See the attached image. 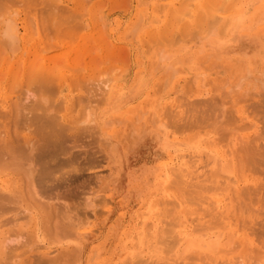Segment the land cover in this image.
Instances as JSON below:
<instances>
[{
  "label": "rangeland",
  "instance_id": "374dc122",
  "mask_svg": "<svg viewBox=\"0 0 264 264\" xmlns=\"http://www.w3.org/2000/svg\"><path fill=\"white\" fill-rule=\"evenodd\" d=\"M13 1L4 3L0 0V21L10 15L15 17L19 28L16 48L5 46L0 34V113L10 108L9 112L7 110L9 115L6 113L8 117L0 115V129L4 132L11 128L10 132L15 134L16 129L23 128L22 132L18 129L21 135L14 137L15 145L11 146L14 151L9 154L13 155V163H16L18 149H25H19V155L24 153L21 157L18 156L21 159L17 160L21 163L20 167H14L13 163L11 167L1 166L0 169L5 167L8 175L6 170L5 173L2 172L3 169L0 171L4 173L0 174V191L15 198L9 205L11 210L3 213V217H17V222L24 227H12L18 228L17 232L19 229H24L22 232H25V229L32 228L35 237L30 239L31 242L24 238L9 241L14 246L9 254L15 256L11 264H31L30 254L34 258L37 253L47 251L48 261L44 264H140V257L146 258L142 264L200 263L201 260L196 259L193 252L191 254L188 251L189 257L187 250L183 251L184 254L180 252L179 241L176 246H164V243L171 242L169 240L174 234L167 230L164 232V227L167 225L171 228L167 219L174 220L170 215L174 216L172 213L176 212L172 211L166 217L163 211L172 208L173 204L170 202L183 197L182 187H189L183 183H175L177 164L189 154L195 153L194 159L197 161L194 168H200L196 170L198 173L203 172V167L205 172L212 169L214 160L209 155L211 151L226 140L235 138L237 129L234 127L247 121L227 122L225 111L231 110L239 118L238 110L242 108V117H246L245 114L248 113L249 117H258L259 126L262 124L264 111L260 109V105L259 108L253 105L262 102L260 99L264 100V85L260 86L259 81L264 78V0H242V8L239 7L244 20L242 29L220 34L213 32L208 36L197 32L196 35L199 36L196 37L191 36L193 33L189 35L184 32L194 26V20L192 16H182V13L188 7L186 4L195 6L203 0H172V5L168 4L170 0H60L59 3L68 6V9L64 6L66 11L58 12L62 15L59 23L56 18L45 16L46 9H49L46 7L50 6L49 0H33L30 3L24 0L22 3L21 0H15L17 3ZM211 3L215 5L217 0H211ZM23 24L30 30L25 38L31 36L32 39L24 41L22 35L26 30ZM82 36L84 46H81ZM38 39L39 43L36 44ZM33 47L40 49L38 54ZM43 55H52V59ZM11 64L12 69L13 66L15 68L12 74L9 73L12 70ZM45 65L50 68H47L48 72ZM57 70H61V74ZM50 71H57L56 74L61 77L55 81ZM35 75L50 77L52 91L46 96L51 98H46L47 102L44 104L48 108L55 107L56 110L51 109L59 117L58 121L68 126L61 136L63 149L55 155L52 153V158H38L42 154L39 152L40 145L34 143L35 139H32L33 142L28 139L35 134L32 129L36 125L33 127V119L24 120L22 115L25 112V115L31 116L33 110L29 109L33 107V100L43 90ZM240 80V85L228 92L232 83ZM218 94L221 98H218ZM15 99L17 103L12 104ZM208 99H221L217 103L218 111H212L215 105L212 103L211 106ZM20 100L23 101L17 105ZM196 104L197 108L193 106ZM260 104L264 106V103ZM88 106L92 108L96 118L100 117V123L99 127L94 126L87 131L84 127L86 123H82ZM231 108H235L236 112ZM249 108L257 110L251 111ZM258 109L261 110L260 113ZM203 110L213 114L190 124V120L201 112L204 113ZM13 128H16L15 131ZM35 129L37 127L33 130ZM222 129H229L232 134L229 130L228 135L227 132L221 134ZM221 137L225 140L220 139ZM25 140L29 142L23 143ZM36 153L38 156H35ZM36 157L39 161H48L49 158V166L52 165L49 170L54 169L48 172L52 174L51 177L48 174L43 180H37L34 173L31 174L33 177L25 175L28 168L31 170L41 163ZM10 172L13 174H9ZM32 188L38 191V196ZM165 201L169 203L165 204ZM27 202L29 203L26 204ZM56 204L59 208L55 209V206L58 207ZM203 205L206 206V203ZM192 206L189 204L187 208L190 210L192 207L196 215L193 211L185 213L190 215L187 218L194 216V221L191 219L193 222L187 219L190 220V226L196 223L195 217L201 213L195 209L198 204ZM54 209L55 216L52 214ZM205 215L210 216L207 213ZM207 216L203 219L208 218ZM56 218H66L65 221L72 218L71 224L74 223L75 226H72L71 232L62 231L60 227L57 228L60 222L54 226ZM154 220L159 224L149 229ZM176 228L177 226L175 234L178 237L179 228ZM14 229L8 230L12 232ZM15 232L14 230L13 233ZM214 232L215 230L212 234ZM164 235H169V240H163ZM20 240L33 243L32 247L36 249L30 251L22 247L24 243H18ZM37 246L42 248L38 249ZM73 246L77 247L76 252L72 251ZM154 246L159 251L162 249L161 253L153 252ZM63 251L66 254H76L66 260ZM237 253L239 254L235 252L229 256H236ZM17 254L20 255L17 257ZM41 256L47 255L45 253Z\"/></svg>",
  "mask_w": 264,
  "mask_h": 264
},
{
  "label": "bare ground",
  "instance_id": "6f19581e",
  "mask_svg": "<svg viewBox=\"0 0 264 264\" xmlns=\"http://www.w3.org/2000/svg\"><path fill=\"white\" fill-rule=\"evenodd\" d=\"M12 1L13 0H3L4 3L5 2L12 3ZM25 1L30 3L33 0H24V2ZM59 1L60 0H49L48 2H50V6H52V7L51 8H50V6L46 7L49 9H46L47 13L45 15V16H51L52 19L56 18L58 20L57 21L58 23L60 22L59 21L60 18H62L61 17L62 15L59 13L63 12V10H65L64 8L66 7L65 5L62 6V4L59 3ZM7 3L5 4V6L7 5ZM15 3H17V2L15 1ZM21 3H22V0H21ZM241 3H242V0H217V3L215 5H212L211 0H203V2L201 4L199 3V5L194 4L195 6H192L189 3L186 4L185 6H188V7L184 8V14L182 13V16L183 15L192 16L193 20H194L193 21L194 26L190 29L185 30L184 32L189 34V35L193 33L194 35H191V36L196 37V36H199V35H196L197 32H199V33L203 32V34H204L203 36H208L213 32L216 34L217 33L220 34V33H223L225 31L234 32L238 29H242L244 27L243 26L244 20H243V13L239 11L242 8ZM168 4L172 5L173 1L170 0L168 2ZM191 4H193V3H191ZM9 5H12V4H9ZM47 5H49V3ZM239 7H240V9H239ZM3 9L5 10L6 7H3ZM66 9H68V6L66 7ZM30 11H31V9H30ZM30 11H28V12H30ZM26 13H27V11H26ZM168 16H170V15H168ZM0 19H2V15H1ZM52 19H50V20H52ZM52 21H54V20H52ZM1 23H3V24H2V27H0V34H1L2 41L4 42V44H6L5 46H9L10 48H16V45H17V42L19 39V28H18L17 22L15 21V17H12L9 15V18L6 17L2 21H0V24ZM54 24H57V23H54ZM68 25H70V24H68ZM71 26H72V24H71ZM24 28H25V25H24ZM25 30L26 31H24V33L22 35L24 41H27V39L28 40L32 39L33 37H31V36L27 37V39L25 38L26 34L30 33V30H28L26 28H25ZM57 30H58V28H57ZM71 30H73V29H71ZM33 32L35 33V31H33ZM71 32L72 31H70V34H71ZM70 34H69V36H70ZM81 38H82L81 46H84V42H85L84 37L82 36ZM39 39L41 40L40 37H39ZM39 39L36 40V44L39 43L38 42ZM54 39H55V37H54ZM33 43H34V46L37 47L35 44V40H33ZM30 45L32 47V43ZM35 47H33V48H35ZM2 50H3V47H2ZM34 50H36L35 53L38 54L40 49L38 50V48H35ZM27 54H28V52H27ZM47 56L48 55H46L44 57L47 58ZM51 57H52V55H51ZM51 57L48 56V58H51ZM71 58H72V60L74 59L73 55ZM27 59L29 60L30 58L28 57ZM27 59H26V62L28 61ZM72 62H74V61H72ZM12 64L10 65V67L12 66ZM46 65H48V64H46ZM69 66H71V65H69ZM47 68H49V67L46 66V72H48ZM11 69H12V67H11ZM13 69H15L14 66H13ZM13 69L9 73H11L13 71ZM57 71L59 74H61V72H60L61 70H57ZM57 71H56V73H57ZM50 73H51V71H50ZM56 73H51V75L54 76L55 81H57L56 79H58V77H61L59 74L57 75ZM47 74H49V73H47ZM55 74L57 75V78L55 77L56 76ZM35 77H36V81H38L40 88H42L43 90L40 91L39 97L37 99L35 98L36 100L35 99L33 100V107L29 106L30 109L28 108L30 111L33 110V113L31 112V116L25 115L24 114L25 112H23L22 115L24 116V120L33 119L32 125H33V127L36 125L35 127H37L38 131L36 132L37 129L33 130L35 127L34 128L32 127L33 128L32 131L35 132V134L38 136L33 134L36 137L32 135L33 137L31 136V138H28V139H30L31 142H33V140L35 139L34 143L35 144L37 143L38 144V145L36 144L37 146L40 145L39 146V148H40L39 152L42 153V154H40V156L38 158H44L46 156L50 157V155L52 153L55 155L56 153H58V151H62L63 142H62L61 136H63V130L65 128H67L68 126L62 125V123L60 121H58L59 117L57 116V114L55 115L54 111L52 112V109H51V108H53V110H56V109H54L55 107H49L48 108L44 104V102L46 101V98H48L47 100H50V98H51V97L49 98L46 96V95H48V92L50 93L52 91L51 90L52 85L50 84V82L52 83V81H50L51 79L49 80L50 77L48 78V77L44 76L45 77L44 78V77L36 76V75H35ZM259 81L261 82L260 86L264 85V78H262V79L260 78ZM240 83H241V80L236 81L235 83H232V86H230L228 88V92L233 90V88H236L237 86H239ZM222 86H223V84H222ZM222 86H220V87H222ZM262 90H264V88H262ZM27 91H29V90L27 89ZM251 94H253V93H251ZM257 94H259V93H257ZM218 95H219L218 98H221V95L220 94H218ZM248 95L250 96V93ZM3 97H5V96H3ZM8 97H10V96H8ZM13 97H10V98H13ZM238 97H240V96H238ZM256 97H257V95H256ZM258 97H259V95H258ZM218 98H216V99H218ZM4 99L2 98V100H4ZM22 99H25V97L24 98L22 97ZM213 99H208L210 101L207 100V102L208 103L210 102L211 106H213V104H214L215 106H214V109L212 111H216L217 110L216 109L217 103H219L218 101H220L221 99L218 101L217 100L212 101ZM260 100L262 101V102L259 101L260 103H264V100H262V99H260ZM5 101H6V99H5ZM8 101H10V100H8ZM21 101H23V100H20V103H18L17 105L21 104ZM196 101H198V100H196ZM13 103H17L16 99L14 102H12V104ZM234 103H235V101L233 102V104ZM260 103H258V105L256 103V105H253V107H257V108L260 107V109L262 111H264V109H262V108H264V106H262V104H260ZM49 104H51V103L49 102ZM179 104H182V103H179ZM236 104H237V102H236ZM252 104H254V103H252ZM25 106H26V104H25ZM47 106H48V104H47ZM49 106H51V105H49ZM52 106H53V102H52ZM193 106L196 107L197 104L193 105ZM200 106L202 108V105H200ZM204 106H206V105H204ZM191 107H192V105H191ZM232 107H234V106H232ZM18 108H19V106H18ZM58 108H59V106H58ZM250 108H252V107L250 106ZM257 108H254L252 110L250 109V110L251 111L257 110ZM22 109H23V107H22ZM231 109L235 110V108H231ZM260 109H258V111ZM7 110L9 112L10 108ZM7 110L4 112H1L0 115L1 116L5 115V117H8L7 115H9V114L7 113ZM48 110L52 113L48 112ZM203 111H204V113L201 112V114L198 115L199 117L196 116L194 119L190 120L189 123L191 124V122L193 123L194 121H196V122L200 121V118H207V117L209 118V117H211L210 115L213 114V113H211V114L205 113L206 110H203ZM230 111H228V112L225 111V115L223 114L225 116L226 120H228L227 122L233 123L235 121L234 123H237L240 121L243 123L245 121V119H247V121L244 122L243 124H240V125H237L236 127H234L235 129H237L236 137L234 136L235 138H233V139L231 138L228 141L226 140L227 143H225L226 142L225 141L224 144H220L216 149L211 151L210 154L208 153L209 155H211V158L214 160V162L212 163V166H214V167L212 169L209 168L210 170L205 172L204 171L205 169L203 167V172L201 170L199 172H202V173H198V171H196V170H199L200 168L199 169H197L198 167L194 168L196 166L195 162L197 161V159H194L195 153L189 154L187 156V158H185L182 162L179 163V165L177 164L178 168L174 166L175 169L177 168L175 170L176 174L174 176L175 183H183L184 186L187 187V185H189V187L188 188L182 187L183 197L181 199H178L177 201L175 200L176 202L175 201L170 202L171 200L170 201L168 200L171 204H173V206H172V208H169V209L167 208V209H164V211H163L166 217L167 216L169 217L168 213L171 214L172 211L176 212V213H172V214H175L174 216L170 215V217H172V219H174V220H170L169 218L167 219V222L169 223L168 226L170 225L172 230H171V228L167 227V225L164 227L165 228V230H163L164 232L167 230L169 232L171 231V233L172 232L174 233V234L172 233L173 234L172 236L170 233V236H171L170 240H169V238H170L169 235H164L165 237H163V240L168 239L169 241H171V242H169V243H171V245L168 242H166V244L164 243V246L169 248L172 246H176L177 241L181 242V249L182 250L180 249V252L182 251V254H184L183 253L184 250H187V252L191 251L190 253L191 254L194 253L193 256H196V259H198L199 261L201 260L200 263L197 260V262L199 264H223V263L224 264L225 263L226 264L227 263L228 264L229 263L235 264L236 262H238L239 264H264V119H262V124H260V126H261L260 127L257 124L258 123V117L257 118L255 116L249 117L248 113L245 114V115H247L246 117H242V114H244V113H242L243 112L242 108L238 110L239 118H237V116L233 115L232 111L231 112ZM260 111H259V113H260ZM195 112L193 111V113H195ZM206 112L210 113V111H208V110ZM235 112H236V110H235ZM6 113H7V115H6ZM101 113H102V111H101ZM254 113H257V112L254 111ZM251 114L253 115V113H251ZM255 115H257V114H255ZM262 115H264V114H262ZM19 116L22 117L21 115H19ZM84 116H85V119H84L82 124L86 123L84 125L86 130L88 128H90L92 130V128H94V126L99 127L100 117L99 118L95 117L92 108H89V106H88ZM260 116H261V114H260ZM220 117L222 119V115ZM262 117H264V116H262ZM6 122H8V121H6ZM9 122H11V121H9ZM88 122H89V124H88ZM231 123H229V125L232 126L233 124H231ZM223 124H225V123H223ZM1 126H3V125H1ZM21 126L23 127V125H21ZM18 127H20V126L18 125ZM16 128H13V130ZM18 129L20 130V128H18ZM18 129H16V131L18 133L14 130L15 134L10 132L11 128H10V130L4 129L5 130L4 132L2 131V129H0V168H1V166H5V167H11L12 166L13 155H11L12 156L11 157L10 154H13L14 148H11V146H12V144L15 145L14 137L16 135L20 134V131L23 130V128L20 131H18ZM28 130L29 129L27 128V131ZM228 130L222 129V131L220 133L225 134V132H227V135H228L231 132L229 130V133H228ZM231 134H232V132H231ZM24 137L25 136H23V139H25ZM222 138H224V137H221L220 139H222ZM224 140H225V138H224ZM13 141H14V143H12ZM205 141H207V140H205ZM208 141H210V140H208ZM27 142H29V141H26V140L23 141V143H27ZM34 143H33V146L35 145ZM14 145H13V147H14ZM223 146H226V148L224 149ZM22 148H19V149H22ZM19 149H18L17 154H16L17 159L16 158H15L16 160L14 159L16 163H13L14 167L16 166V168L21 166L20 165L21 163L20 164L18 163L20 161L17 162V160H21L18 158V156L21 157V155L24 154L21 152V154L19 155L18 153H20V151H21ZM24 149H22V151ZM28 150H30V152H31V149H28ZM199 150L202 151L201 149H199ZM25 152H27V149ZM36 152L39 153L38 151H36ZM37 153L35 154V156L36 155L38 156ZM7 154H8V157H5V156H7ZM201 154H200V156H201ZM35 156H34V158H35ZM52 157H50V158H52ZM185 157H186V155H185ZM7 158H9V159H7ZM10 159H12V161H9ZM6 160H8V161H6ZM28 160H29V162H31L30 159H28ZM38 161H39V159H38ZM48 161L47 160H40L39 162H41V163L35 167L36 169L32 168V169H34V172L32 169L30 170L28 168L27 173L25 175H27V176L30 175V177H31L34 173L33 176L37 177V180H38V178H40V179L42 178V180H43L46 176L50 175L48 173L50 170L54 171V169L49 170V168H51L50 166H52V165L49 166V163H50L49 158H48ZM201 161L204 162L203 159ZM201 161H200V164H201ZM8 163H10V164H8ZM33 163H34V161H33ZM205 164H206V161H205ZM197 165H199V164H197ZM206 165H208V162ZM30 166H32V165H30ZM5 167H4V169L2 167L3 170L0 169V171L2 170V172H3L4 170H6ZM25 169H23V171H25ZM175 171H173V173H175ZM6 172H7V170H6ZM4 173H5V171H4ZM4 173H2V174H4ZM17 173H20V172L18 171ZM9 174H13V173L10 172ZM7 175H8V172H7ZM51 175H50V177H51ZM172 175H174V174H172ZM202 175H204V177L200 178V176H202ZM11 177L12 176H10V178ZM7 178H9V177H7ZM11 181H13V180H11ZM31 182L32 181H30V183ZM23 185H24V183H23ZM32 185L31 186L34 187V183H32ZM1 186H4V185H1ZM33 189L34 188H32V190ZM33 191L36 192V190H33ZM39 192L41 193V191H39ZM36 193H37L36 196H38V191ZM2 194H3L2 191H0V264H11V262L15 258V256H12L9 254L14 247V246H11L9 244V241H11L12 239L19 241L20 238H24V239H27L26 241L29 240L31 242L30 239L32 237H35L34 236L35 231H34V229L31 228L32 231L29 229H25V232H22L24 229L22 231L19 229V231L17 232L18 228L14 229L13 228L14 225H18V226L20 225V227H24V225L17 222V217L15 218V217H13V215H12V217L11 216L10 217H3L4 216L3 213L5 214V213H7V211L11 210L12 207L9 205L12 201H15V200H13L15 198H13V197L11 198V196H7L4 194L2 195ZM19 201H20V199H19ZM166 202L167 201H165L164 203L165 204L169 203V202H167V203ZM28 203L29 202H27L26 204H28ZM188 203L191 204V206L193 204H198V206H196L195 209L201 212L200 214L198 212L199 215H197V217H195L196 223L194 222L195 224L192 226H190L191 223L189 221L191 219L194 221V218H193L194 216L193 217L191 216L192 218H187V217H190V215L187 214L188 215L187 216L185 214V213H191L193 211L192 210L193 206L190 208V210L187 208V207H189ZM205 203H206V206L203 205ZM56 205L58 207L55 206L54 208L55 209L59 208V205L58 204H56ZM177 211H178V213H177ZM48 212H51V211H48ZM55 213H56V210L52 214L54 215ZM193 213H194V215H196V213L194 211H193ZM206 213L209 214L210 216L208 217L207 215H205ZM161 214H163V213H161ZM57 215H58V213H57ZM30 216H32V215H30ZM48 216H50V214ZM204 216H207L208 218L203 219ZM196 218H197V221H196ZM58 219L56 218V220H55V222H56L54 225L55 227L57 226L56 224H58L60 222V224H59V226H57V228L60 227L62 231L64 230L66 232L72 231V229H73L72 226H75V225H73L74 223L71 224L72 220H70V219H72V218L67 219L68 221H65L66 218H64V219L62 218L64 220V223H63L62 219L61 220L60 219L58 220ZM187 219H190V220L188 221ZM57 220H58V222H57ZM156 220H158V219H156ZM168 220H170V221H168ZM164 222L165 221L163 220V223ZM151 224L152 225L149 227V229L150 228L153 229L152 226L153 225L155 226V224L157 225L159 223H157L154 220V221H152ZM77 225H78V223H77ZM176 226H177V228H179V230H178L179 236L178 237H176L177 234H175L177 231V230H175ZM47 227H48V225H47ZM216 227H218V228H216ZM160 228H161V226H160ZM214 228H216V229H214ZM8 229H14L16 232L13 233L14 230L12 232H10ZM27 230H28V232H27ZM213 230H215V232L212 234ZM164 232H162L161 234H164ZM167 233L168 232H166V234ZM174 236L176 238H174ZM160 239H162V238H160ZM30 242L26 243V242H23V240H22L21 242H18V243H24L21 246L26 247V249L28 248L30 251L33 249H36V248L32 247L33 243H30ZM155 243H157V241ZM150 244L152 245L151 242H150ZM167 244H168V246H167ZM38 246H40V245H38ZM38 246H37L38 249L42 248V247H38ZM41 246H43V245H41ZM78 247H80V246H78ZM157 247L159 248L158 245H157ZM157 247L154 246V249H152V251L153 252L155 251L158 253L159 249ZM196 247H197V249H196ZM192 248H195V249L193 250ZM77 250H78L77 247L76 248L74 246L72 247L73 252L74 251L76 252ZM37 251H39V250H37ZM160 251H162V249ZM160 251H159V253H161ZM47 252H45L47 256H41V255H45V253L42 252L43 254H40V252H39L36 254L37 256H35L34 258H32L33 254H30L31 259L29 260V262L31 264L32 263L33 264H44V263H46L45 261H48ZM49 252H51V251L49 250ZM189 252L187 253V256H188ZM235 252H239V254L237 253L238 255H236V256H232V255L229 256V254L235 253ZM64 253L66 254V251ZM185 253H186V251H185ZM38 254H40V255H38ZM73 254L75 255L76 253H73ZM73 254H72V252H69L68 254H66L65 255L66 260L67 259L69 260L68 257L73 255ZM19 255L20 254H17L16 256L18 257ZM40 256L43 258V261L41 260L42 258ZM71 257L73 258L74 256H71ZM190 257H191V255H190ZM140 258L142 261H144L145 257L144 258L140 257ZM157 258H159V257H157ZM191 258L193 259V257H191ZM142 261H139L138 263L142 264ZM198 263H196V264H198Z\"/></svg>",
  "mask_w": 264,
  "mask_h": 264
}]
</instances>
